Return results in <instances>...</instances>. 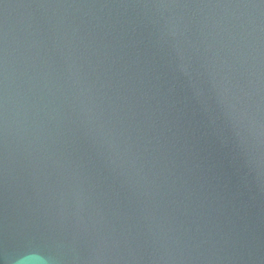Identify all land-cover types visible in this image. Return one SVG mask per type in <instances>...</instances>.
<instances>
[{
	"label": "water",
	"instance_id": "95a60500",
	"mask_svg": "<svg viewBox=\"0 0 264 264\" xmlns=\"http://www.w3.org/2000/svg\"><path fill=\"white\" fill-rule=\"evenodd\" d=\"M0 264H264V0H0Z\"/></svg>",
	"mask_w": 264,
	"mask_h": 264
}]
</instances>
